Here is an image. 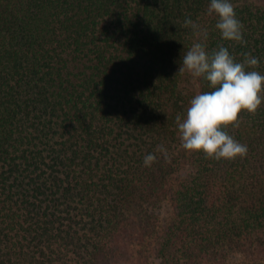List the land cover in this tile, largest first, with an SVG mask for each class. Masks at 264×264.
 I'll return each mask as SVG.
<instances>
[{"label": "trees", "instance_id": "16d2710c", "mask_svg": "<svg viewBox=\"0 0 264 264\" xmlns=\"http://www.w3.org/2000/svg\"><path fill=\"white\" fill-rule=\"evenodd\" d=\"M231 2L244 44L210 0H0V264H264V101L224 129L243 158L176 125L210 90L179 72L193 43L264 74V0Z\"/></svg>", "mask_w": 264, "mask_h": 264}, {"label": "clouds", "instance_id": "9594fccd", "mask_svg": "<svg viewBox=\"0 0 264 264\" xmlns=\"http://www.w3.org/2000/svg\"><path fill=\"white\" fill-rule=\"evenodd\" d=\"M208 15H215V29L221 39L244 44L243 24L237 18L231 0H210ZM185 27L192 28L207 37V30L201 29L190 18ZM243 62H237L227 47H219L209 53L204 40L193 43L182 60L179 72H187L194 79L207 82L209 91L196 94L187 111L176 116V125L181 147L188 152H202L216 160H231L245 157L247 145L239 143L226 129L235 127L238 114L242 111L254 113L264 101V74L255 70L259 59L248 53ZM160 154L167 159L168 149L158 146ZM157 161L154 153L144 157L143 166L151 167Z\"/></svg>", "mask_w": 264, "mask_h": 264}]
</instances>
